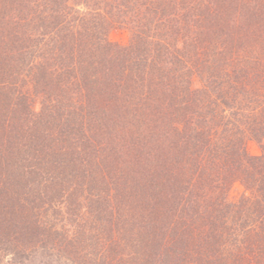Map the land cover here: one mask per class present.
<instances>
[{"label":"trees","instance_id":"16d2710c","mask_svg":"<svg viewBox=\"0 0 264 264\" xmlns=\"http://www.w3.org/2000/svg\"><path fill=\"white\" fill-rule=\"evenodd\" d=\"M10 1L36 7L30 17L41 8L39 0L4 4ZM58 1L45 0L42 6H48L49 20L61 17ZM82 4H97L94 14L77 15L83 33H102L92 43L85 39L88 48L74 42L57 45L52 40L59 31L63 40L66 32L60 27L49 33L52 39L41 30L28 34L36 36L29 48L30 58L37 60L35 74L48 71L60 81L55 95L44 99L51 112L36 114L19 132L0 107V236L12 235L11 243L4 239L11 251L0 264H32L28 256L34 252L40 253V264H264V0ZM79 21L72 35L81 34ZM122 24L133 34L127 46L103 39ZM101 106L114 108L104 109V122L121 118L126 126L118 151L107 140L114 139L96 133ZM50 125L57 127L55 133L48 131ZM24 131L37 148L41 143L50 148L45 139L58 144L52 159L64 170L62 181L53 171L41 179L45 153L39 156V149L37 155L24 156ZM248 140L261 143L260 155L247 154ZM23 161L32 163L14 175L10 168ZM24 175L27 179L20 181ZM235 182L244 187L238 199L229 196ZM165 188L172 190L170 196ZM61 190L69 199L85 191V203L78 200V209L71 210L66 198L55 200ZM171 196L183 202L178 219L170 210L160 214L152 203ZM34 200L66 212L68 229L84 230L63 236L31 212L33 206H25ZM79 205H88L85 212ZM105 212L106 225L99 219ZM159 215L163 222L150 226L149 217ZM100 225L114 232L124 229L128 240L104 233L105 240L90 246L86 236ZM192 237L205 242L202 256L191 251ZM140 246L144 254L152 249L147 262Z\"/></svg>","mask_w":264,"mask_h":264},{"label":"rangeland","instance_id":"374dc122","mask_svg":"<svg viewBox=\"0 0 264 264\" xmlns=\"http://www.w3.org/2000/svg\"><path fill=\"white\" fill-rule=\"evenodd\" d=\"M10 2L15 3L16 9H15L14 3L4 4V0H0V81H2V86L4 87L0 90L1 91L0 92V107H2V111L5 112L6 116L8 117V120L12 122L14 121L13 126L18 127L16 131L20 132L21 128L24 129L28 123L29 124L31 123L32 118L36 114L41 113L42 116H44L48 111L51 112L48 106L49 103L44 101V99L46 98L45 96L55 95L54 92H56L58 88H61L59 85L60 83L59 79L57 78L52 79L50 75L47 74L48 71L41 72L39 76L35 74L36 70H38V65L34 64V62L36 63L37 60L34 61L36 58H34L33 60L32 58H30L29 48L33 46L32 45L33 42L31 40L35 39L36 36L30 38L28 35L29 32H32L34 33V35H36L41 30L44 34H46L49 38H51L50 37L51 35H49V33L51 32L52 34L53 29H58V27H60V29L66 30V32L64 33V37L62 36L63 40L61 41L59 40V39H62L60 38L61 34L59 31L58 37H56L52 41L55 42L57 45L64 44L65 42V45L67 44L68 46L69 45L71 46L74 42V44L80 45V47L78 48H81V49L82 47L88 48L90 46L88 45L89 43L87 42V40H85L86 38L92 43V38L102 39V33H96V34H93V36L85 35L86 32L83 33L85 29H82L83 23H80L79 18L77 17V15L81 17L83 13H85V17L88 16L89 14H94L93 8L96 7L97 4H94V6L93 5L89 6L87 4L88 6L87 7L84 4H82L84 0H60L58 2H60L59 8L61 12L59 10L58 13L60 14L61 17L51 18L49 20L48 6L47 8L42 7L43 4L45 3V0H39V4L41 8H39L38 13L37 12L34 13V17H30L27 14L35 10L36 7H31L30 5V7L22 8V5L19 6V4L16 3L17 1H10ZM64 6H66L69 9L64 8ZM106 9L108 8L106 7ZM82 18H84V15L81 17V19ZM255 18L256 16L253 15L252 20H254ZM76 19L80 23L81 29L79 27L78 28L81 30V34H78L75 36V34L72 35L71 29H77L75 28ZM54 24H56L57 26ZM90 31L91 33L94 32L93 29ZM132 35H133L132 32L129 30L126 24L125 25L122 24L121 26H117L112 29H109V31L104 35L103 39H107L110 42H113V43H116L122 46H127L130 42H132V39H133ZM84 42L87 43V45ZM46 47L48 46L42 45L41 49H44ZM32 49H35V48L33 47ZM40 51L42 52V50ZM41 62L43 63L44 59H42ZM40 69H41V66H40ZM73 82L74 80H71L70 84ZM70 84L68 85L69 89L70 87H72ZM72 92H74L73 89L70 91V94ZM95 99L96 98H93L90 104L95 103ZM100 101L103 102L102 100ZM115 102L118 103V100H115ZM106 108L108 109V111H111V112L114 111L113 107L109 109L108 106H101L99 108V114H97L100 117L96 119V121L100 123V128L96 127L95 130L98 128L96 130V133H99V130H100V135L107 134V136H110V138L114 139V140H109V139L107 140L110 143V148L113 147V149L118 151L120 149V143H121L119 138L120 137L122 138V135H123L122 129L123 127L126 128V126L122 122L121 118L120 119L118 118L113 122H104L105 120L104 109L106 110ZM2 111L0 110V113H3ZM100 112H102V114ZM111 114H114V113H111ZM88 119H91V118H88ZM70 124L74 130L77 129L76 124H72V123ZM92 124H96V123L94 122ZM50 126H52V128L48 129V131L50 133H55L57 127L54 128V125H50ZM80 126L81 125H79V128ZM134 130H136L135 127H134ZM25 131L23 133V138H21V142L25 146L24 156L30 157L33 155H37L38 152L36 151H38L39 149H40V152L43 151L41 154L39 153V156L45 153V156H44L45 159H44V164H43L44 173H41V176H42L41 179H44L48 175L47 173H49L50 171H53L52 174L54 175H57L59 173V175L57 176L62 181L63 180L62 177L64 173L62 171L64 170L61 168V166L56 161L55 163H53L54 159H52L56 155V152H57L56 149L58 147V144H52L50 140L45 139L44 140L45 143L49 142L48 144H50V148L46 149L43 143H41L37 148L34 142H32V138H30L29 134L26 133ZM105 131H108L110 133H105ZM138 132H139V128H138ZM128 133H131L130 129H128ZM131 135H135V134H131ZM126 136L128 137V135ZM130 141L133 145L137 144L134 139H130ZM61 145L62 144H60V146ZM135 147H138V145ZM87 149L90 152L94 153L90 148L87 147ZM245 149L249 156H258L262 153L261 143L255 140L245 141ZM135 151H139V150L135 149ZM33 158L34 157L29 158V159H33ZM10 161H12V159H10ZM31 163L32 161H23L22 163L15 162L10 168V170L13 169V171L11 170V172L15 175L14 171L19 172L18 170L24 169L26 165H31ZM46 169H47V172H46ZM25 175L21 177L20 181H24L27 179ZM38 175L36 178L39 180L40 177ZM165 190L169 192L168 194L170 196L172 190L170 191V189H166V188ZM243 191H244V187L240 183L235 182L230 188L229 196L232 199H238ZM41 194L43 195V193ZM45 195L49 196L50 194L49 192H45ZM85 195H86L85 191H81L80 193L75 194L74 197L69 199L67 198L65 194H63V190H61V194H57L56 196H54V198L57 202L59 199H62L63 201V199L66 198L64 203H66V205L68 203V207H70L71 210H74V209L77 210L78 204H76V202L80 200L85 203V201L82 199V197H85ZM21 197H25V196L22 195ZM167 198L165 199H163L162 197L157 198V199L154 198L152 203L159 209L160 214L163 212L166 213L167 211L170 210L173 213L174 219H178L180 216L179 208L183 203L182 199H178V198L172 199V196H171V199L170 198L167 199ZM44 201H39V203H36V200H34L33 205L30 201H28L25 204V206L29 208L30 206H33L34 208H31L32 209L31 212L36 213L37 211L38 213L37 216L39 217L41 221L46 222L49 225H53V227H56L57 232H61V233L63 232V236H64V233L65 235L69 237L71 236V234L73 235V233H78L84 230L82 227H79L78 231H75L77 228L74 229L73 226L72 228L68 229L70 225L64 218L66 217L65 216L66 212L57 211L56 207H53V205L51 207H48V204L43 205ZM57 202L55 204H57ZM103 203L105 204L106 201ZM83 205L81 206L79 205V208L85 212L88 205L87 206L86 205L83 206ZM63 210H65V206H63ZM106 214H107L106 212L103 213L102 214L103 216L99 218L102 222L106 220V218H108ZM68 217H71L72 219V215L70 216L68 215ZM160 218L161 216L159 215V217H157V219L154 220L150 216L149 219L151 220L152 223H150L149 225L150 226L160 225L163 222V219H160ZM54 219H57V220H54ZM231 219L233 221L234 217H232ZM74 223L75 221H73V224ZM103 223L105 224V222ZM7 230H9V228ZM86 231H89V230H86ZM104 233H108V236L109 234L112 235L113 233L115 236H118V235L125 236L124 239L126 240H128V237H129V234L124 229L119 228L118 230L114 232V230H111V229L109 230L108 227L104 225H100L98 230H90L89 234L86 236V241L88 242L90 246L94 247V245L96 244L95 241L100 242V241L105 240ZM5 234L6 233H4L3 235L5 236ZM54 236H56L55 233H54ZM10 237H12V235H8L7 237L0 236V239H1L0 245L4 247L3 249H1L0 257H4V256L7 257L10 255L9 253H6V252L11 251V249L7 248L6 245H8V243L5 244L4 242V239H5L9 243H11ZM57 237H60V236H57ZM136 240L137 238H135V241ZM199 241H202V240L198 239V241H196V238L192 237V239H189V245H192L191 251H193L195 255L202 256L203 247L205 246V242L202 241V243L200 244ZM149 244H152V243H149ZM96 248L97 246L92 250L94 254H95ZM140 249L144 256L143 261H146L145 256L152 253V249L149 248L146 254H144V251L141 246H140ZM208 250H211V249H208ZM82 251L84 253L86 252V250H82ZM138 254L139 253H136L135 257H138ZM154 254L155 255L157 254V246L155 248ZM89 257H94V256L91 253L89 254ZM28 259H30L32 264H40L38 263V261L41 259L40 253L34 252L28 256ZM98 260H99V257H96L95 259L92 260V262L94 263V261H98ZM147 263L154 264V260H151Z\"/></svg>","mask_w":264,"mask_h":264}]
</instances>
